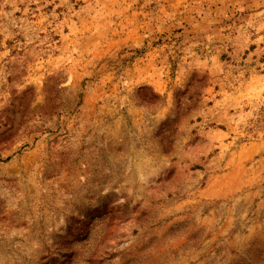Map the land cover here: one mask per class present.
<instances>
[{"label": "rangeland", "instance_id": "374dc122", "mask_svg": "<svg viewBox=\"0 0 264 264\" xmlns=\"http://www.w3.org/2000/svg\"><path fill=\"white\" fill-rule=\"evenodd\" d=\"M262 107L264 0H0V264H264Z\"/></svg>", "mask_w": 264, "mask_h": 264}, {"label": "trees", "instance_id": "16d2710c", "mask_svg": "<svg viewBox=\"0 0 264 264\" xmlns=\"http://www.w3.org/2000/svg\"><path fill=\"white\" fill-rule=\"evenodd\" d=\"M252 132L264 131V107L261 108L260 116L252 120L250 129ZM262 254H260L261 256Z\"/></svg>", "mask_w": 264, "mask_h": 264}]
</instances>
